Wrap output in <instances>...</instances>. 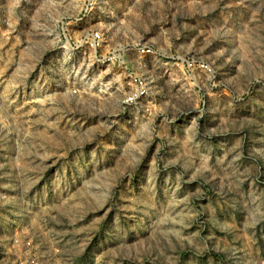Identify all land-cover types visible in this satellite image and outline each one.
I'll list each match as a JSON object with an SVG mask.
<instances>
[{
    "label": "rangeland",
    "instance_id": "obj_1",
    "mask_svg": "<svg viewBox=\"0 0 264 264\" xmlns=\"http://www.w3.org/2000/svg\"><path fill=\"white\" fill-rule=\"evenodd\" d=\"M82 7L0 0V264H264V0Z\"/></svg>",
    "mask_w": 264,
    "mask_h": 264
},
{
    "label": "built area",
    "instance_id": "obj_2",
    "mask_svg": "<svg viewBox=\"0 0 264 264\" xmlns=\"http://www.w3.org/2000/svg\"><path fill=\"white\" fill-rule=\"evenodd\" d=\"M82 2H83L82 10H83L84 16H85L86 13H89V11L91 12L94 9L95 4L98 2V0H82ZM103 39H104V37H103L102 33H100L99 31H96L90 35L85 36V41L90 43L95 48H96V46L101 44ZM126 49H127V47H126ZM136 50L142 56H145V55L152 52V48L149 47L148 45H145V44L139 45L136 48ZM122 57H123V55L121 52H119L118 54L112 53L111 56L105 57L103 62L108 60L112 63L113 62L115 63L116 61H118L119 63H125V61L121 59ZM185 62L187 63L188 66H191V64H192V62L189 59L185 60ZM202 66L204 67V65H202ZM129 84L134 87V90L129 92L126 95L125 101L127 103L137 104L148 96L149 83H148L146 77H143L142 75H138L137 73H130ZM78 91H79L78 88L73 89L74 93H77ZM19 264H43V263H41V261L38 257L31 256L28 259H26L25 261H20Z\"/></svg>",
    "mask_w": 264,
    "mask_h": 264
}]
</instances>
